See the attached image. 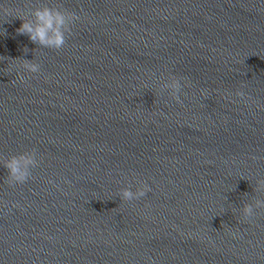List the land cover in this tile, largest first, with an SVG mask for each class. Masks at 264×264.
<instances>
[{
	"label": "water",
	"instance_id": "95a60500",
	"mask_svg": "<svg viewBox=\"0 0 264 264\" xmlns=\"http://www.w3.org/2000/svg\"><path fill=\"white\" fill-rule=\"evenodd\" d=\"M44 6L59 50L16 31ZM260 180L264 0H0V264H264Z\"/></svg>",
	"mask_w": 264,
	"mask_h": 264
},
{
	"label": "clouds",
	"instance_id": "9594fccd",
	"mask_svg": "<svg viewBox=\"0 0 264 264\" xmlns=\"http://www.w3.org/2000/svg\"><path fill=\"white\" fill-rule=\"evenodd\" d=\"M7 15L9 9H4ZM33 19H25L17 17L22 20L20 27L16 30L18 34L27 35L32 43H38L46 48L59 50L65 46V33L71 31L70 25L79 19L74 13L61 10L58 7H38L31 12ZM28 51L27 48L24 49ZM22 68L31 73H36L40 69V65L32 60L24 59ZM172 92V98L179 102L180 97L178 93L181 89V84L178 79H174L169 85ZM203 94V93H202ZM238 96H243L242 92H237ZM37 165L35 158V151L24 152L20 155H14L7 159L4 167L8 170V183L22 184L30 177V169ZM264 184V180L259 181ZM150 189L145 184L140 187L135 194L128 189L122 190L121 196L125 201H131L143 197ZM254 208L264 209V201L257 200L255 204H245L242 212L245 219L251 218L255 215Z\"/></svg>",
	"mask_w": 264,
	"mask_h": 264
}]
</instances>
